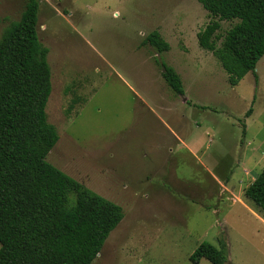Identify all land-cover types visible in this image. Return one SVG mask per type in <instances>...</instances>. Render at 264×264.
<instances>
[{
	"label": "rangeland",
	"instance_id": "1",
	"mask_svg": "<svg viewBox=\"0 0 264 264\" xmlns=\"http://www.w3.org/2000/svg\"><path fill=\"white\" fill-rule=\"evenodd\" d=\"M26 1L0 0V37ZM212 20L197 0H40L59 134L46 160L125 213L92 264H193L204 242L225 245V264H264V214L244 198L264 169V56L257 82L232 87L198 44ZM152 31L169 51L143 44Z\"/></svg>",
	"mask_w": 264,
	"mask_h": 264
},
{
	"label": "trees",
	"instance_id": "2",
	"mask_svg": "<svg viewBox=\"0 0 264 264\" xmlns=\"http://www.w3.org/2000/svg\"><path fill=\"white\" fill-rule=\"evenodd\" d=\"M197 1L213 19L197 34L200 48L214 54L232 87L250 72L257 82L264 0ZM39 9L40 0H27L19 20L0 37V264H92L125 213L46 160L59 134L46 113L52 71L49 49L38 36ZM220 21L237 22L221 37ZM143 44L158 54L170 50L158 31ZM159 65L168 86L184 96L181 76L164 62ZM244 198L264 214V169L244 189ZM221 246L204 242L190 260L225 264Z\"/></svg>",
	"mask_w": 264,
	"mask_h": 264
},
{
	"label": "crops",
	"instance_id": "3",
	"mask_svg": "<svg viewBox=\"0 0 264 264\" xmlns=\"http://www.w3.org/2000/svg\"><path fill=\"white\" fill-rule=\"evenodd\" d=\"M186 98H184V100H185ZM186 101V100H185ZM184 105H187V103L185 102V104ZM176 134V133H175ZM184 146H186V144H184ZM246 175H247V173H246Z\"/></svg>",
	"mask_w": 264,
	"mask_h": 264
}]
</instances>
